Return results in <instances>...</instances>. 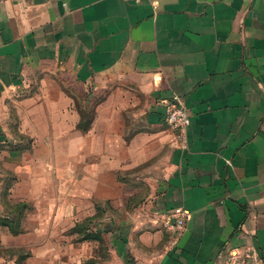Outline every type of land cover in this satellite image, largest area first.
Here are the masks:
<instances>
[{
    "label": "crops",
    "instance_id": "crops-1",
    "mask_svg": "<svg viewBox=\"0 0 264 264\" xmlns=\"http://www.w3.org/2000/svg\"><path fill=\"white\" fill-rule=\"evenodd\" d=\"M0 171V216L27 205L3 239L25 264H68L55 238L146 186L143 212L96 227L101 264H220L229 246L264 264V0H0Z\"/></svg>",
    "mask_w": 264,
    "mask_h": 264
},
{
    "label": "rangeland",
    "instance_id": "rangeland-1",
    "mask_svg": "<svg viewBox=\"0 0 264 264\" xmlns=\"http://www.w3.org/2000/svg\"><path fill=\"white\" fill-rule=\"evenodd\" d=\"M86 113L90 112L87 111ZM89 115L91 116V114ZM122 177L126 180V177ZM0 178L5 179L6 181H13V176L7 172L5 173L0 171ZM127 178H129V176H127ZM129 179H131V177ZM7 190L8 189L6 188L5 191ZM124 190L125 193H129L127 191H135V187L132 188L128 185V187H126ZM152 194L153 192L151 188H148L147 186L141 187V192L139 195H129L124 197V202L119 204L118 209L114 208L115 205H112L111 201L95 203L96 212L93 214V216L81 221L78 220L79 222L76 223L74 228L64 231L61 233V236L55 238V241L60 244V250L56 253L57 259L68 264H84V261H86L87 264H101L105 260V257L102 256L101 259H99V255L104 253L100 251L106 249L108 241L104 239L102 234H100L98 231H95L96 227H99V225L109 221H115L114 219H118V222L127 221L130 217H132V214L141 211L147 206L148 199L150 196H152ZM124 195L126 196V194ZM126 198H128L127 201ZM16 206L17 204H10V207H8V204H6L5 208L7 212H20L16 210ZM7 215L8 214L5 216ZM18 215L19 214H17V216ZM2 221H4V217L0 216V259H5L6 261L15 260L16 264H25V262H27V260L33 256V253L27 250L28 247L26 246L7 247L3 245L5 233L11 234L12 232H10L6 226H3ZM19 225L21 230H23L22 221H20ZM11 235L18 236L14 234ZM73 245L76 247L75 251H73L74 249L71 248ZM107 258L109 261V256ZM74 259L78 261L76 263L70 261ZM80 260H82L81 263L79 262Z\"/></svg>",
    "mask_w": 264,
    "mask_h": 264
},
{
    "label": "built area",
    "instance_id": "built-area-1",
    "mask_svg": "<svg viewBox=\"0 0 264 264\" xmlns=\"http://www.w3.org/2000/svg\"><path fill=\"white\" fill-rule=\"evenodd\" d=\"M136 3L141 0H133ZM165 122L169 128L178 131L180 144H184L185 131L190 125V117L184 104L175 99L167 107ZM166 229L174 235H179L185 230V214L174 216L173 220L164 223ZM220 264H262L259 252L254 248H241L229 246L221 256Z\"/></svg>",
    "mask_w": 264,
    "mask_h": 264
},
{
    "label": "trees",
    "instance_id": "trees-1",
    "mask_svg": "<svg viewBox=\"0 0 264 264\" xmlns=\"http://www.w3.org/2000/svg\"><path fill=\"white\" fill-rule=\"evenodd\" d=\"M82 112V111H81ZM93 122V117H89V115H85L81 113V121L79 123V129L82 131H88ZM27 209V205L18 204L16 206V210L20 211L19 215L15 218H11V216L4 217V221H2L3 226H6L11 234L19 235L24 232L21 230L20 221L22 216L24 215V211Z\"/></svg>",
    "mask_w": 264,
    "mask_h": 264
}]
</instances>
